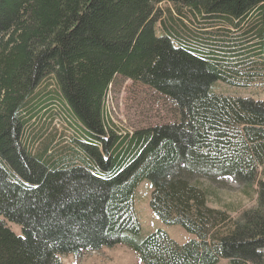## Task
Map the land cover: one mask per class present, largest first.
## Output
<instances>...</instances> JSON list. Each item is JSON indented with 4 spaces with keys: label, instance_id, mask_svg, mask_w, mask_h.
Wrapping results in <instances>:
<instances>
[{
    "label": "trees",
    "instance_id": "obj_1",
    "mask_svg": "<svg viewBox=\"0 0 264 264\" xmlns=\"http://www.w3.org/2000/svg\"><path fill=\"white\" fill-rule=\"evenodd\" d=\"M163 3L176 21L166 10L170 22L158 24ZM181 18L244 24L264 52V0H0V264H60L116 245L140 264H264V101L216 94L217 82L243 87L237 72L193 48L197 34L185 41ZM49 77L84 131L74 150L26 144ZM116 77L164 96L179 120L117 137L104 123ZM223 178L244 196L255 190L236 219L210 207L199 184ZM143 180L152 213L193 240L178 245L162 231L138 240Z\"/></svg>",
    "mask_w": 264,
    "mask_h": 264
},
{
    "label": "rangeland",
    "instance_id": "obj_2",
    "mask_svg": "<svg viewBox=\"0 0 264 264\" xmlns=\"http://www.w3.org/2000/svg\"><path fill=\"white\" fill-rule=\"evenodd\" d=\"M155 8L159 18L158 24L160 21L170 22L166 10H170L173 20L179 18L170 4H159ZM179 20H182L183 25L178 21V27L184 32L185 41L191 40L193 33L197 34L200 38L195 41L197 46L193 48L198 49L203 56H214L216 60L218 57L228 63L227 68L236 70L238 79L235 81L243 87H232L217 82L212 87L216 94L264 101V52L258 39L244 34L248 30L244 24L236 30L213 18L202 23V26L197 25V21L191 18V21L187 18ZM173 28L178 30L177 27ZM36 94L38 100L44 98L50 101L45 102L38 116L29 122L25 134L26 144L31 142V148L34 150L51 140L48 148L52 154L63 148L74 150L76 146L71 141L83 140L81 134L84 131L62 103L61 93L51 77L43 82ZM178 120L179 116L168 99L146 86L116 77L108 89L104 102V123L119 138ZM258 179L264 181V167L259 169ZM199 184L207 193L208 205L227 211L232 219L238 218L243 211L255 206V190H250L249 194L244 196L241 187L228 178L220 179L217 183L200 180ZM150 194V182L143 180L138 184L134 195V210L141 227L138 240L157 231L164 232L178 245L193 240L194 236L180 226L164 225L152 213L149 207ZM6 224L14 234H21L19 226L8 222ZM262 254L264 255V249ZM59 260L60 264H140L133 251L121 245L77 256L64 255L60 256ZM219 264L229 263L222 260Z\"/></svg>",
    "mask_w": 264,
    "mask_h": 264
},
{
    "label": "bare ground",
    "instance_id": "obj_3",
    "mask_svg": "<svg viewBox=\"0 0 264 264\" xmlns=\"http://www.w3.org/2000/svg\"><path fill=\"white\" fill-rule=\"evenodd\" d=\"M177 5V4H176ZM217 17V16H216Z\"/></svg>",
    "mask_w": 264,
    "mask_h": 264
}]
</instances>
